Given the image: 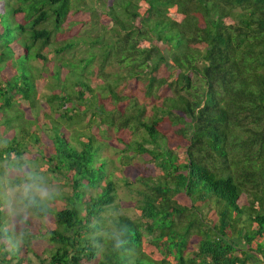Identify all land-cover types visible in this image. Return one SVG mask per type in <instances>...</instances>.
<instances>
[{"label": "trees", "instance_id": "trees-1", "mask_svg": "<svg viewBox=\"0 0 264 264\" xmlns=\"http://www.w3.org/2000/svg\"><path fill=\"white\" fill-rule=\"evenodd\" d=\"M85 1L0 0V164L55 190L0 264H264V0Z\"/></svg>", "mask_w": 264, "mask_h": 264}, {"label": "clouds", "instance_id": "clouds-1", "mask_svg": "<svg viewBox=\"0 0 264 264\" xmlns=\"http://www.w3.org/2000/svg\"><path fill=\"white\" fill-rule=\"evenodd\" d=\"M42 183V178L22 160L0 164V211L5 213V223L0 230L5 238L0 240L7 249H18L25 243L30 210L48 201L54 194ZM122 242L117 240L116 246Z\"/></svg>", "mask_w": 264, "mask_h": 264}, {"label": "rangeland", "instance_id": "rangeland-1", "mask_svg": "<svg viewBox=\"0 0 264 264\" xmlns=\"http://www.w3.org/2000/svg\"><path fill=\"white\" fill-rule=\"evenodd\" d=\"M83 5V6H82ZM81 5V7H80V14L78 15V17H77V19H81V20H84L85 19V16H88V17H90L89 15H90V13L91 12H93L94 11V9H95V4H93V1L92 0H86L83 4ZM97 6H99V5H96V7ZM86 21V20H85ZM101 21H104V18H102L101 17ZM83 22V21H82ZM99 26L97 25H95L94 24V22H86L85 23V25H84V23H82L81 24V28H79L78 29V33L75 35L76 37H79V36H83L87 31H89V35H98L100 32H99ZM64 32V31H63ZM77 32V31H76ZM112 40H110L109 42L111 43V42H113L114 41V39L113 38H111ZM55 40H56V38H55ZM57 43H56V45H54V43H52V45H50V47H48V50L49 51H52L55 47H57L58 46V44L61 42L60 40H58L57 39V41H56ZM83 49H86L85 47H83V46H78V52H82V50ZM78 52H76V53H78ZM80 57V55L79 54H76V58H79ZM67 58V57H66ZM69 58V57H68ZM53 66V65H52ZM94 66L96 67L97 66V64H95L94 63ZM113 71V70H112ZM114 71H119V73H121V75L123 76V75H125V73H124V71H120V69L118 68V67H116L115 69H114ZM123 73V74H122ZM124 85V82H121V83H119V86L117 87V89L119 90V93H121L122 92V86ZM136 86H137V84H136ZM135 86V87H136ZM95 92L97 93V94H99L100 93V91H99V88L97 87V86H95ZM105 104H109L110 105V103H108V102H105ZM30 116V115H29ZM22 117V118H24L26 121H28V119L30 118V117ZM31 119V118H30ZM19 121H22V120H18L17 122L19 123ZM31 122V121H30ZM27 123H29V122H27ZM20 124V123H19ZM31 124V123H30ZM20 126H21V124H20ZM31 127L33 128V127H36V125H31ZM105 156H110V158H112V157H115L114 155H113V153L112 152H110V151H106L105 152ZM133 163H135V164H137L139 167H141L142 166V162H140L139 161V159H137V160H133L132 161ZM145 175H149V173H145ZM52 178H50V180H51ZM45 186H47V187H49L50 189H53L52 188V186H50V182H49V179H46V183H45ZM54 187V186H53ZM55 189H56V187H55ZM136 200V198H134V192H133V190L131 189V192L126 188V187H124V186H122L119 190H118V202H127L128 204L130 203V202H133V201H135ZM129 212L127 213V215L128 216H130L131 218H133V219H135L136 218V215L134 214V212H133V210L132 209H130V210H128ZM41 245V244H40ZM192 249H195V244H193V246H192Z\"/></svg>", "mask_w": 264, "mask_h": 264}]
</instances>
